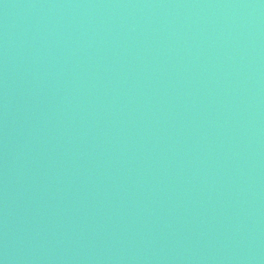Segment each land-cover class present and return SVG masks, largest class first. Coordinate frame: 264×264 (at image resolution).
<instances>
[{
  "label": "water",
  "instance_id": "water-1",
  "mask_svg": "<svg viewBox=\"0 0 264 264\" xmlns=\"http://www.w3.org/2000/svg\"><path fill=\"white\" fill-rule=\"evenodd\" d=\"M0 264H264V0H0Z\"/></svg>",
  "mask_w": 264,
  "mask_h": 264
}]
</instances>
